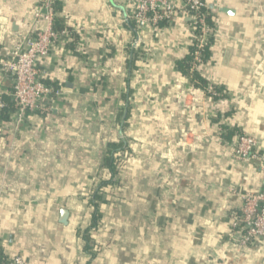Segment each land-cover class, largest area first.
Masks as SVG:
<instances>
[{"label":"crops","instance_id":"crops-1","mask_svg":"<svg viewBox=\"0 0 264 264\" xmlns=\"http://www.w3.org/2000/svg\"><path fill=\"white\" fill-rule=\"evenodd\" d=\"M42 1L0 0L4 103L3 50L47 28ZM58 1L68 33L40 66L59 92L45 112L0 119L1 262L264 264V238L243 248L233 227L242 194L262 191L257 158L237 161L233 149L247 134L264 152V0H205L215 36L198 72L209 92L178 70L195 34L181 0L170 21L139 31L130 0ZM120 142L124 164L103 189L91 259L83 233L111 178L107 146Z\"/></svg>","mask_w":264,"mask_h":264},{"label":"built area","instance_id":"built-area-1","mask_svg":"<svg viewBox=\"0 0 264 264\" xmlns=\"http://www.w3.org/2000/svg\"><path fill=\"white\" fill-rule=\"evenodd\" d=\"M131 8L129 20L140 30L149 23L170 21L178 12L174 0H130ZM182 10L191 18L196 46L195 68L202 62V49L207 46L209 39L215 36L206 17L211 15L205 0H181ZM205 10V11H203ZM36 17L47 22L45 30L35 31L24 38L14 48L10 49L4 61V69L11 81L8 93L10 101L15 106L11 119L20 121L26 115L45 112L48 110L46 102L53 94L59 92L53 85L43 78L41 60L48 57L51 48L67 31L57 32L54 29L56 18L52 0H43L37 9ZM0 93V109L5 103ZM233 156L237 161H247L256 157L263 174L262 191L258 193L245 192L242 194L241 215L234 222V228L243 229L240 244L245 248L257 239L264 238V152H259V142L254 137L241 134L233 149ZM0 264H29L22 256H14L7 262Z\"/></svg>","mask_w":264,"mask_h":264},{"label":"trees","instance_id":"trees-1","mask_svg":"<svg viewBox=\"0 0 264 264\" xmlns=\"http://www.w3.org/2000/svg\"><path fill=\"white\" fill-rule=\"evenodd\" d=\"M52 4H53V6L55 8V12H56V18L54 21V29L57 32H62L65 30V24H64L63 18H61V16H60V12L62 10L61 4L58 0H52ZM203 11H205V10H203ZM206 20H207L208 24L211 27H213L212 15H207ZM213 41H214V37H211L209 39L207 46H205L202 49V62L201 63H204L209 58V49H210V46L213 43ZM195 50H196V46L194 45L191 47V50H190V53L188 54V56L184 60H182L178 63V70L183 75H185L190 81L195 83V85H197V87H201V88L205 89L206 91H208L207 81L205 79H203L201 77V75H199L198 69L195 68V64H196L195 63V55H194ZM53 86L56 87V89H58V87L56 85H53ZM219 92H220V89L218 88L216 90V93H214V92H210V93H213L215 96H217V93H219ZM14 112H15L14 104L9 100H5L4 108L0 109V119L5 120V121H10L11 115ZM125 147H126V145L124 142H120L119 144L113 143V144H109L107 146V152H106L104 165L109 169V171L111 173V178L109 180L103 182L101 188L95 194V197L93 200V202H94L93 203V209L94 210H93L92 223H91L90 227L87 230H85L83 233L84 234L83 237L85 240V250L87 251V253H89L91 259H94L100 250V247L96 244V242L92 236V231H91L92 229H95L98 227L99 220L101 218V214H100V210H99V201L102 199L101 195L103 193L104 187L111 185V184H114L115 177L118 174L120 168L124 164V160L121 158V151H123L125 149Z\"/></svg>","mask_w":264,"mask_h":264},{"label":"water","instance_id":"water-1","mask_svg":"<svg viewBox=\"0 0 264 264\" xmlns=\"http://www.w3.org/2000/svg\"><path fill=\"white\" fill-rule=\"evenodd\" d=\"M3 53L6 54L7 53L6 50H3ZM60 214H61V219H60L61 223L66 225L68 223L69 211L61 210Z\"/></svg>","mask_w":264,"mask_h":264}]
</instances>
